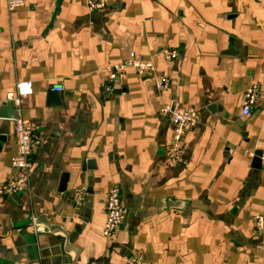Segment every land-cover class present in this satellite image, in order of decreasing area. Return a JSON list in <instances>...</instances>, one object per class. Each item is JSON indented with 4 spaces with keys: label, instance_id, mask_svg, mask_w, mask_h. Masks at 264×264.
<instances>
[{
    "label": "crops",
    "instance_id": "crops-1",
    "mask_svg": "<svg viewBox=\"0 0 264 264\" xmlns=\"http://www.w3.org/2000/svg\"><path fill=\"white\" fill-rule=\"evenodd\" d=\"M132 53L155 75L139 74ZM26 80L23 114L42 144L32 193L0 196V264L68 262L59 237L32 223L42 213L70 233L76 264H126L132 250L149 264H264V171L249 155L264 151V0H109L93 11L86 0H25L12 12L0 0V108ZM252 84L261 94L244 115ZM165 105L200 109L179 164L167 163ZM15 152L14 119L0 116V186ZM113 184L127 216L107 240Z\"/></svg>",
    "mask_w": 264,
    "mask_h": 264
},
{
    "label": "built area",
    "instance_id": "built-area-1",
    "mask_svg": "<svg viewBox=\"0 0 264 264\" xmlns=\"http://www.w3.org/2000/svg\"><path fill=\"white\" fill-rule=\"evenodd\" d=\"M109 0H86V5L90 10L104 9ZM25 0H7L8 10L10 12L24 6ZM166 59L177 57L175 50L166 49L163 51ZM132 65L139 74L155 75L156 65L151 61H145L132 53ZM126 65L120 64L108 68L109 83H106V91L111 92L112 81L126 71ZM171 80L163 75L156 80V86L160 90L168 88ZM55 91H63V87L52 88ZM33 94V82L26 80L16 84L15 89L7 94L9 100H14L17 107L16 118L14 119V136L16 141V152L12 157V171L7 180L0 186V196H13L27 192L32 193L30 178L33 167V156L35 151L42 144L41 136L37 133L31 121L23 114L24 98ZM261 89L258 84H252L245 89L243 94L244 115L249 114L256 106L260 97ZM162 113H169L173 129L172 141L168 149L167 163L170 165L183 162V156L186 149L187 132L197 126L200 122V109L196 106L186 105L173 109L169 105L161 108ZM259 162L264 171V151L249 153ZM75 197V194H74ZM83 197V190L76 192L77 204H80ZM106 222L102 231L107 240H114L117 237L121 225L126 219V210L123 205L122 189L118 184H113L107 193L105 201ZM255 230L261 232L264 230V214L259 213L255 216ZM126 264H149L142 252L132 250L128 256Z\"/></svg>",
    "mask_w": 264,
    "mask_h": 264
},
{
    "label": "water",
    "instance_id": "water-1",
    "mask_svg": "<svg viewBox=\"0 0 264 264\" xmlns=\"http://www.w3.org/2000/svg\"><path fill=\"white\" fill-rule=\"evenodd\" d=\"M16 114H17V107L14 100H8L1 105L0 108L1 117H5L8 119H15ZM64 184H65V180H64ZM60 191L69 195L66 184L62 186ZM19 194H15V196H18ZM71 198L74 199V194L71 195ZM32 223L34 224L38 232L39 231L41 232L43 231L44 233L48 232L59 237L61 243L60 248L62 252H64V255H67L66 257H68V262L66 264H76L80 249L71 241L70 233L61 224L53 223L47 213H42L37 217H34ZM62 259L63 258H61V260Z\"/></svg>",
    "mask_w": 264,
    "mask_h": 264
}]
</instances>
